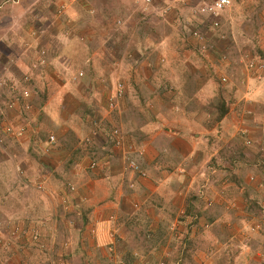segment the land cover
<instances>
[{
  "label": "rangeland",
  "instance_id": "1",
  "mask_svg": "<svg viewBox=\"0 0 264 264\" xmlns=\"http://www.w3.org/2000/svg\"><path fill=\"white\" fill-rule=\"evenodd\" d=\"M53 1L0 0V264H264V0H234L217 29L194 16L196 0H57L60 8ZM58 9L61 21L53 26ZM150 39L157 50L145 55ZM183 67L196 73L190 98L201 100L190 109L214 114L203 127L216 134L220 107L229 108L219 141L206 145L218 146L217 156L206 155L193 172L208 180L198 190L208 194H148L152 209L129 219L130 200L123 211L132 224L118 233L123 241L117 234L104 244L111 252L108 246L124 243L126 255L111 263L70 214L69 185L82 186L76 171L91 173L84 157H114L116 150L120 166L121 151L130 158L113 143L115 128L136 148L170 122L181 124L176 85L187 79ZM118 88L125 98L112 111ZM172 164L184 180L186 167ZM82 242L87 262L79 259Z\"/></svg>",
  "mask_w": 264,
  "mask_h": 264
},
{
  "label": "crops",
  "instance_id": "2",
  "mask_svg": "<svg viewBox=\"0 0 264 264\" xmlns=\"http://www.w3.org/2000/svg\"><path fill=\"white\" fill-rule=\"evenodd\" d=\"M127 3V5L130 6L129 4L132 3V0L127 1ZM45 4L46 3L42 2V5ZM53 4H56L55 7L60 8V6H57V0L53 1ZM53 4L50 5L53 6ZM65 4H67L66 1ZM58 12L60 13L59 9L53 14V18H51L53 21L56 19V21L52 22L53 26L56 25L57 21H61L59 20L61 17L58 16ZM44 17L46 19L49 18L47 16ZM57 35H59V33ZM157 42L158 40L152 41L151 39L148 41L147 47L144 49L145 55L146 53H155L157 50ZM181 71L185 72L187 79L180 77L179 73ZM181 71L177 73L180 78L178 79V86L176 85V88L178 87L179 90L180 103L184 105L182 108L181 118L185 120V122L181 120V124L179 125L170 122V125H173L174 127L172 126L170 129L168 127L167 130L159 131L156 136H149L147 141L140 142V145L136 146V148L132 144H127L125 138L126 132H124L122 128H115L112 132L114 144L116 142L115 131L119 130L122 132L125 139L124 148L130 149V146L133 147L132 153H130L132 155H129L128 157H132V159L138 162L140 161V168L146 174V177L134 172L130 168L129 163H126V161H128L124 154L126 151H121L123 154L122 166H120V162L117 164L116 162L119 161L116 157L118 156V153L114 150V153L116 154L114 157H111L107 153L103 154V157L98 160L89 161V159L84 157V163L85 161L89 162V164H86L84 167V170H91V173L86 175L83 174V170L79 172L76 171V176H74L75 180L83 181L82 186L78 188L75 184L71 183L69 185L70 187H73L72 189H74L73 192H69L66 196L68 202L71 203L72 210L70 211V214L73 213L72 215H74L76 219L80 217L83 221V227L90 229L95 235L96 242L91 243L90 241L88 244L90 247H93L94 250L96 249L97 256H102L104 259L109 257V259H111V263L118 262L119 258L122 259L126 255V251L123 249L124 243L122 242V244H120V247L122 248L120 250L119 246L117 247L115 245V250L113 246H108V248L113 249L114 253L112 254L111 252H108V249L104 247V244H110L113 241V235L116 236L118 233L124 232L123 230L125 229V226L132 224V222H128V220L132 218L133 215L136 218L137 216L144 214V212L145 215L147 214V209L150 208V205L153 204L154 200L151 198L152 196H148V194H208L205 190L198 191L201 187V183H206L204 187L209 185L207 184L208 180H206V182L200 177L202 175L201 172H199V174L195 172V175L193 172L198 166L211 161L217 156L215 151H217L218 146L215 145L213 149L206 151V145L208 142L210 145H213L216 139L219 141V135H217V133L220 131H218V129H220V126L224 123L225 119L220 121V123L216 121L218 122L216 123V126L219 127L217 128L216 134H214L211 130L206 129V127H203L205 119L212 118L214 114L210 115L211 113L209 111H202L203 113H200L201 115H199V110L190 109L193 105V101H196L195 97L197 98V104L201 102L200 98L197 96L190 98V95L192 94H190L189 84L193 82L194 75L196 73L191 74V69H186V67H183ZM98 86L99 83L97 85L94 81H91L90 87L96 89ZM173 89L174 88L172 86L171 90ZM124 98L122 99V102ZM115 99L116 98L113 100ZM144 99L145 102L153 101L151 95ZM117 109H120V106H118L115 110ZM151 117L153 119L156 118V116L152 114ZM153 124L155 125L156 123ZM223 136L227 138L229 142L230 139L233 138V136L230 137V133L224 134ZM147 151L150 152L149 159L146 157ZM139 154L142 155L138 156ZM209 154H212L213 156L206 162L204 159L206 155ZM175 156L180 157L181 163L177 162L178 165H175ZM84 163L82 164L84 165ZM93 163L97 164L96 169H91V164ZM172 163H174L177 168H181L183 166L186 167V175L184 174L181 176L184 180L181 181L176 174L172 172V168H168L173 165ZM73 164L82 166L79 161H74ZM124 165H126V167ZM210 169L211 168L208 167V172H205L206 174L203 175L205 176V179L209 175ZM119 194H130V199H126L125 196L124 198L120 197ZM137 194H143L146 197L140 198L139 195L137 198ZM50 199L55 204L57 203V199L54 198V196L50 195ZM129 201L133 203L135 209L132 210V215L128 214L129 219L127 220V214H125L123 210ZM145 206H147L146 210L144 209ZM192 212V208H189L185 212V215L189 217ZM55 215L56 214H54V218H57ZM118 217L120 219L119 222ZM118 228L121 231L118 230ZM119 235L120 234H118V237ZM121 241H123V238L119 237L118 244ZM80 247V249H82V255L79 259L87 262L89 259L87 257L88 252L85 242H82Z\"/></svg>",
  "mask_w": 264,
  "mask_h": 264
},
{
  "label": "built area",
  "instance_id": "3",
  "mask_svg": "<svg viewBox=\"0 0 264 264\" xmlns=\"http://www.w3.org/2000/svg\"><path fill=\"white\" fill-rule=\"evenodd\" d=\"M151 2H152V0H147V3H151ZM197 2H199L198 3L199 8H196L194 10V12H193L194 16L197 18L206 16L207 17V24L209 22L210 29H217L220 27L221 20L223 18L224 13L226 12V10L228 8L231 7L234 0H213L212 2H208L207 0H197ZM201 34H202L201 31H195V33H194V35H195L194 38L197 40V42L199 44H200V42L202 43V41H203ZM250 67L254 68V64H251ZM120 86L122 87V85H120ZM124 95L125 94H124L123 89L118 88L117 92H116V96H115L116 99L111 101V103H110L112 111H114L119 106L117 101L122 100L124 98ZM27 109H30V107L28 106ZM12 131H13V128H10V127L5 129L6 134H10V133H12ZM20 132H23L22 128H21ZM115 136H116L117 147H119V146L124 147L125 139L123 137L122 132H120L119 130H116ZM51 142H55V137H53V136L51 137ZM132 149H133V147L130 146V149H128V151H127V155H130V153H132ZM127 160L129 161V165L134 172H137L138 174H140L144 177L146 176V174L140 169V166L137 164V162H135L134 159H132V157H130ZM96 168H97L96 163L91 164V169H96ZM72 190L74 191V189H72ZM36 235H38V234H36ZM113 237H114V235H113ZM110 250H111V252H114L112 248Z\"/></svg>",
  "mask_w": 264,
  "mask_h": 264
},
{
  "label": "trees",
  "instance_id": "4",
  "mask_svg": "<svg viewBox=\"0 0 264 264\" xmlns=\"http://www.w3.org/2000/svg\"><path fill=\"white\" fill-rule=\"evenodd\" d=\"M229 113V108L228 106L224 103L221 105L220 107V116H219V121H222L226 116L227 114ZM127 259H129L128 262H132V258L130 260V258L128 257Z\"/></svg>",
  "mask_w": 264,
  "mask_h": 264
},
{
  "label": "clouds",
  "instance_id": "5",
  "mask_svg": "<svg viewBox=\"0 0 264 264\" xmlns=\"http://www.w3.org/2000/svg\"><path fill=\"white\" fill-rule=\"evenodd\" d=\"M196 1H197V0H196ZM195 9H196V8H195ZM195 9H194V10H195ZM192 15H193V14H192ZM200 18H202V21H204L203 19L206 18V16H204V17H200Z\"/></svg>",
  "mask_w": 264,
  "mask_h": 264
}]
</instances>
